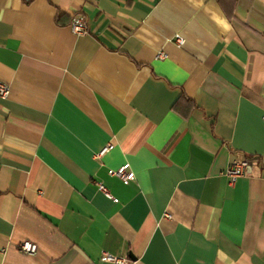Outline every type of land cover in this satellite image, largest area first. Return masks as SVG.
I'll return each instance as SVG.
<instances>
[{
    "label": "crops",
    "instance_id": "0c3cea01",
    "mask_svg": "<svg viewBox=\"0 0 264 264\" xmlns=\"http://www.w3.org/2000/svg\"><path fill=\"white\" fill-rule=\"evenodd\" d=\"M0 81V264H264V0H0Z\"/></svg>",
    "mask_w": 264,
    "mask_h": 264
},
{
    "label": "built area",
    "instance_id": "2783aa9c",
    "mask_svg": "<svg viewBox=\"0 0 264 264\" xmlns=\"http://www.w3.org/2000/svg\"><path fill=\"white\" fill-rule=\"evenodd\" d=\"M69 26L74 34H86L88 32L86 21L80 13L72 16ZM175 43L178 46L183 43V39L180 35L175 36ZM8 92V85L0 81V97H6ZM261 119L262 122H264V114H262ZM251 169V159L234 160L229 163L222 174L227 177L230 183H234L238 177L248 175L251 172ZM108 174L119 178L123 183H128V181L133 177V173L127 164L122 165L117 169H108ZM98 188L104 193V195L111 197L110 192L105 186L99 184ZM17 248L19 251L26 254H34L37 250L36 244L28 240L19 243ZM100 259L112 264H129V260L126 257L112 255L107 252H102Z\"/></svg>",
    "mask_w": 264,
    "mask_h": 264
}]
</instances>
